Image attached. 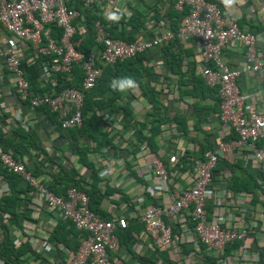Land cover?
Wrapping results in <instances>:
<instances>
[{"label": "crops", "instance_id": "1", "mask_svg": "<svg viewBox=\"0 0 264 264\" xmlns=\"http://www.w3.org/2000/svg\"><path fill=\"white\" fill-rule=\"evenodd\" d=\"M212 1L220 6L222 15L233 17L240 28L261 33L256 42V51L262 60L261 70L242 72L236 83L245 95L244 109L263 112L264 0H235L231 6H226L222 0ZM103 4L104 15L109 11L128 15L136 10L145 17L144 28L134 30L125 26V30L134 33L137 39L170 29L169 25L176 26L181 18L173 11L169 0H107ZM158 21L162 25H158ZM9 46L13 47L27 81L33 83L30 93L50 90L55 78L53 72L43 71L47 61L35 53L31 44L13 39L0 27V137L6 147L4 149L13 152L28 170L33 169L37 179L54 184L61 195L64 191L58 182L78 179L85 188L89 169L76 162L71 153L72 140L58 127L56 116L47 109L31 107L18 100L13 77L5 68L1 51ZM165 47H168L166 52L174 55L172 61L168 60L170 57L164 52ZM221 57L230 68L241 67L243 46L235 43L226 45L221 49ZM176 59L179 65L174 68L171 64ZM204 61L195 39L182 40L175 36L153 48L146 61L152 73L150 85L156 92L157 106L152 109L138 87L121 92L116 100L119 104L128 105L137 122L147 121L151 112L160 118L159 133L154 138L156 152L152 153L162 159L168 170L172 190L190 183L193 160L199 158L201 150L212 149L218 141L233 138L230 129L219 120L214 95L204 86L200 74ZM72 81L75 84L77 80L74 78ZM103 116L102 120L111 123L107 132L111 137L110 143H104L111 150L104 155L108 163L102 162L100 190L105 189L106 193L97 207L109 217L125 216L128 229L123 238L126 243L120 242L118 251L110 254V263L204 264L206 256L213 259L210 252L199 249L185 212L173 228V248H158L150 243L139 217L148 205L163 206L167 202L166 194L149 193L148 181L137 171L139 166L150 161L146 155L150 152L148 148L140 149L144 142L137 141L138 133L121 128L120 114L113 116L105 111ZM141 132L147 133V130L142 129ZM92 142L96 140L90 143L86 139L88 145ZM88 154L89 159L96 158L94 153ZM170 156L174 157L173 161H170ZM218 160L204 193L207 217L234 227L246 226L248 218H253V228L244 242L231 247L227 253L228 264H264V163L258 164L243 147L226 151ZM8 194L14 198L15 210L19 213L18 224L8 226V238L14 246L24 242L29 245L30 250L21 256L25 264H67L73 252L71 243L55 246L48 240L55 225L62 222L57 213L49 209L42 197L24 181L20 179L10 188L0 174V196ZM224 217L229 219L224 220ZM5 219L6 215L0 214V220L3 222ZM66 221L65 227L71 223ZM2 232L0 227V240ZM67 236L73 243L79 240L70 237L71 234ZM137 244L142 245L139 253L135 252ZM182 247L185 252L180 251ZM0 264H3L1 259Z\"/></svg>", "mask_w": 264, "mask_h": 264}, {"label": "built area", "instance_id": "2", "mask_svg": "<svg viewBox=\"0 0 264 264\" xmlns=\"http://www.w3.org/2000/svg\"><path fill=\"white\" fill-rule=\"evenodd\" d=\"M106 1L0 0V27L13 39L31 44L37 55L51 57L48 65L43 67L45 73L51 71L69 74L73 66L81 72L77 87H51L40 94L30 93L20 61L13 47L9 46L1 51L5 68L13 77L15 94L19 101L31 107H46L56 116L60 128H78L82 121L84 91L97 82L102 66L149 51L175 36L182 40L195 39L205 60L200 68L203 83L209 88L217 89L219 120L230 129L233 138L218 141L212 149L202 151L199 158L193 160L190 183L175 190L170 187L169 172L162 159L147 152L150 161L139 166L137 171L148 181L149 193H165L167 202L163 206H146L139 221L150 243L158 248L171 249L176 220L185 212L196 241L214 257L212 264H228L229 257L224 255V248L235 241L244 242L253 228V218H248L246 226L239 227L222 225L221 220L208 218L204 208V193L217 160L226 151L243 147L258 164L264 163V111H246L245 95L240 92L236 83L242 72L255 73L262 68V60L256 51V42L261 33L240 28L233 17L222 15L220 8L212 0H169L174 11L183 13L175 30L162 29L149 37L128 42L110 37L101 23L95 21L94 41L99 45L97 52L93 49L78 51L73 44L75 24L82 19L84 9H88L93 3ZM158 25H162V22L158 21ZM52 27L57 29V34L52 35ZM234 43L243 46L244 60L241 67L230 68L221 57V49ZM109 148L107 144H103L96 155L97 159H104V164L108 163L104 155L111 150ZM145 148V144H140L141 150ZM169 159L173 161L174 157L170 156ZM0 166L18 175L42 197L49 209L57 213L59 219L70 221L81 233L78 245L67 264H111L110 254L117 252L119 248L115 231L127 226L125 216H99L89 209L85 191L75 186L67 187L63 195L54 194L21 161L12 156L9 150H5L1 143ZM87 188L88 185L85 189ZM141 247V244H137L135 252L139 253Z\"/></svg>", "mask_w": 264, "mask_h": 264}, {"label": "trees", "instance_id": "3", "mask_svg": "<svg viewBox=\"0 0 264 264\" xmlns=\"http://www.w3.org/2000/svg\"><path fill=\"white\" fill-rule=\"evenodd\" d=\"M102 5L104 4L93 3L91 7H89L88 9H84L82 13V19H80L79 23L77 22L75 24L76 31L73 35V44L78 51L84 52L89 49H93L97 52L99 45L94 41L93 24L95 21H99L103 29L112 38L122 39L128 42L141 39H137L134 33L125 30V26L130 27L134 30H136L138 27L144 28L145 17H143L138 11L132 10V12L128 15L123 12V17L118 22H109L105 18L106 15H104L102 12ZM174 12L177 13V16L183 15V13L176 11ZM169 26L170 27L168 28H170L171 30H175L176 28V26L173 25ZM51 33L52 35H55L58 33V31L55 27H52ZM167 48L168 47L164 48V52L167 51ZM152 49L146 52L137 53L125 60L117 61L112 65L102 66L100 77L97 82L90 89L84 91L83 103L81 107V125L78 128L62 129L58 124V127L61 130L65 131V134L72 140L71 153L75 156L76 162L89 169L87 189L80 185L78 179H71L68 182H58L59 185H61V190L65 192L66 188L69 186H75L77 189L84 190L88 197L89 209L103 218H109V216H106L105 214L100 212L97 205L100 199L106 193L105 189H103L102 192L100 190V185L102 182L100 172L102 168V162H104V160L97 158L91 160L88 158V153L90 152L94 153V156L97 157L96 155L99 153L100 147L104 143H110L111 137L107 132L109 129H111V123L109 121L106 122L102 120L103 113L105 111H108L113 116L120 114L122 116L121 128L123 130L128 129L136 131L138 133L137 141L139 143L144 142L145 146L150 152H156V144L154 138L159 133V124L161 122L160 118L157 117L154 112H151V114H149L150 117L147 121H135V113H133L128 105L125 103L119 104L116 102V100L120 97L121 92L114 91L110 86L111 81L118 80L125 76H130L136 81L137 87L140 89L141 96L151 105L152 109L155 108L158 104V101L155 98L156 92L152 85H150L152 73L146 62L149 55L152 54ZM166 54L168 55V58H172H169L168 60L172 61L173 59H175L174 55L170 52H166ZM41 57H43V59H46L47 64L50 62L51 57ZM96 64L99 65V62L97 60ZM171 65L176 68L179 65L177 59L174 60V63ZM53 73L55 75L53 82V87L55 89H59L65 86L77 87L79 85L81 72L76 66L72 67L69 74L60 72ZM74 78H76L77 80L75 84L72 81ZM28 84L30 90V87L31 85H33V83L28 82ZM204 86L209 89V92H211V94L214 95L213 98L215 99L218 108L219 98L217 95V89L215 87L209 88L205 84ZM48 89L49 88H47L46 90ZM37 107L47 109L42 105L35 106V108ZM142 129H146L147 133H142ZM86 139L89 140L90 143L92 140H96V142H92V145H88L86 143ZM0 143L3 148H6L1 137ZM203 150H201V152ZM11 154L12 156H14L13 152H11ZM218 161L219 160H217V162ZM30 171L33 175H35V171L33 169ZM0 174L7 180L10 188H13L15 182L20 181L18 175L12 172H8L2 167H0ZM44 184L54 194L61 195L57 192L55 185L51 182H44ZM63 194L64 193L62 192V195ZM16 206L17 204L10 194L0 196V214L6 215V221L2 222L0 220V227L3 231L2 239L0 240V259L2 260L3 264H25L24 259H22L21 256L25 252L30 250L29 245L26 242L20 244L19 246H14L8 238V226L11 224H18L19 213L15 210ZM59 221L62 222H59L55 225V227L51 231L50 239L48 240L52 241L55 246L56 244H64L66 242H70V249L74 251L78 245L79 240L73 243L70 239H67V235L71 234L70 237H77L78 239L80 238L81 233L74 228L72 223H69L67 227H65V222L67 221L61 219ZM187 224L188 226L191 225L190 222H187ZM115 233L117 235L119 245L120 242L126 243L123 238L124 235L128 234L127 226L125 228H117ZM238 244V241L227 244L224 248V255H227L231 247H235ZM198 247L199 249H202L203 245L201 243H198ZM180 251L185 252L183 247L182 249H180ZM213 259H211L209 256H206L203 262L204 264H211L213 262Z\"/></svg>", "mask_w": 264, "mask_h": 264}, {"label": "clouds", "instance_id": "4", "mask_svg": "<svg viewBox=\"0 0 264 264\" xmlns=\"http://www.w3.org/2000/svg\"><path fill=\"white\" fill-rule=\"evenodd\" d=\"M222 2L226 6H231L232 4L235 3V0H222ZM122 17H123V12L121 11H109L106 13L105 18L109 22H118L120 19H122ZM110 86L114 91L124 92L136 88L137 83L132 77L125 76L118 80L111 81Z\"/></svg>", "mask_w": 264, "mask_h": 264}]
</instances>
